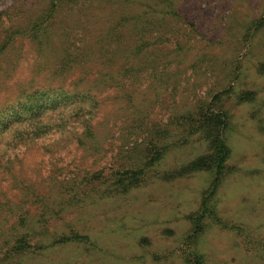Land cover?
<instances>
[{
	"label": "rangeland",
	"instance_id": "1",
	"mask_svg": "<svg viewBox=\"0 0 264 264\" xmlns=\"http://www.w3.org/2000/svg\"><path fill=\"white\" fill-rule=\"evenodd\" d=\"M37 1L0 0V264H264V0H174L145 47L136 2L61 0L35 35ZM213 99L216 192L207 171L168 178L207 152L190 126ZM203 199L227 226L207 216L191 240ZM19 230L31 247L9 254Z\"/></svg>",
	"mask_w": 264,
	"mask_h": 264
},
{
	"label": "trees",
	"instance_id": "2",
	"mask_svg": "<svg viewBox=\"0 0 264 264\" xmlns=\"http://www.w3.org/2000/svg\"><path fill=\"white\" fill-rule=\"evenodd\" d=\"M39 1L40 0L32 3L34 5H38ZM150 1L152 0H124V2L129 4H133L136 2L140 6V9L135 8L134 11H131V9L128 8V11L132 13L130 15V20L134 22L133 24L135 29L137 30L139 37L143 38L141 40L143 45L141 46L144 47L148 46L150 43L146 40L147 23L151 27H157L158 23L160 21H163L165 15H170L171 17L172 15H178L176 12L174 0H155L152 3H150ZM60 3L61 0H48V3L39 9V21L34 25L35 27H37L35 35H39L41 33L39 32L42 28L41 25H43L45 20L48 19L56 9H58ZM26 6H28V9L33 8L31 3H24L23 7H21L20 9H23L24 11V8ZM143 22L145 23L144 29ZM178 44L179 42L176 43V45ZM38 45H40V42H38ZM142 49H140L139 52H141ZM34 106L35 103L33 102V107ZM45 106L46 105L44 104V107ZM214 109H216L217 111H214ZM228 120L229 117L227 115V112L224 111L220 105H218L217 99H213L209 103H201L193 114L191 123L195 121V124L190 126V132L194 133L195 130L201 131L204 136V140L207 143V152L199 157L192 159L186 164L175 167V169L171 170L172 173L168 178L174 179L198 171H207L213 175L211 186L212 191L216 192L218 184L220 183L221 177L224 174V170L226 168V161L230 156V149L225 139V132L228 129ZM163 153L157 150L156 155L146 154L145 168L149 169L155 163L160 161ZM143 169H139V171H125V173L131 174V177H129V183L134 182L137 186L145 181L147 178L143 176L145 174V171ZM118 181L119 183H123L124 179H119ZM207 216L221 227L227 226L218 218V215L216 214L214 208L208 206L206 200L203 199L200 209L197 212H193L192 214L187 216L192 226L189 234L191 240L196 239V237L203 230V222ZM26 230H30V228H26ZM14 237L17 239L15 240V243L7 249V252L9 254L23 251L27 246L28 248L31 247V245H28V243L30 242L29 239L27 240V238L30 237L28 231L25 233L24 230H19L18 233L14 235ZM85 239L86 238L81 235L73 234L71 236L63 237L59 240V242L83 241ZM189 264H202V258L196 251H191V260Z\"/></svg>",
	"mask_w": 264,
	"mask_h": 264
}]
</instances>
